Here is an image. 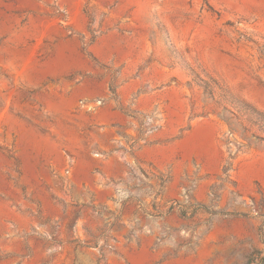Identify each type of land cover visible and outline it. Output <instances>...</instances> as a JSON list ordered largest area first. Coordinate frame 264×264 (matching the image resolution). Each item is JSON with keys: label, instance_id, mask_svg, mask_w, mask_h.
<instances>
[{"label": "rangeland", "instance_id": "obj_1", "mask_svg": "<svg viewBox=\"0 0 264 264\" xmlns=\"http://www.w3.org/2000/svg\"><path fill=\"white\" fill-rule=\"evenodd\" d=\"M264 254V0H0V264Z\"/></svg>", "mask_w": 264, "mask_h": 264}, {"label": "trees", "instance_id": "obj_2", "mask_svg": "<svg viewBox=\"0 0 264 264\" xmlns=\"http://www.w3.org/2000/svg\"><path fill=\"white\" fill-rule=\"evenodd\" d=\"M247 264H264V254L259 250H253L247 258Z\"/></svg>", "mask_w": 264, "mask_h": 264}]
</instances>
